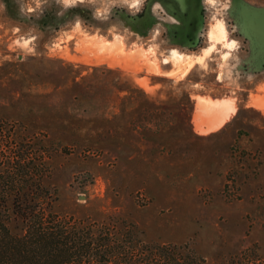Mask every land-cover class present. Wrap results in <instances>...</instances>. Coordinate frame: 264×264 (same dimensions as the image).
I'll return each instance as SVG.
<instances>
[{
    "label": "rangeland",
    "instance_id": "obj_1",
    "mask_svg": "<svg viewBox=\"0 0 264 264\" xmlns=\"http://www.w3.org/2000/svg\"><path fill=\"white\" fill-rule=\"evenodd\" d=\"M1 125L40 207L264 264V0H0Z\"/></svg>",
    "mask_w": 264,
    "mask_h": 264
},
{
    "label": "trees",
    "instance_id": "obj_2",
    "mask_svg": "<svg viewBox=\"0 0 264 264\" xmlns=\"http://www.w3.org/2000/svg\"><path fill=\"white\" fill-rule=\"evenodd\" d=\"M6 131L8 128L1 125L0 264L197 263L178 246L124 239L122 232L112 233L103 223L74 221L40 207V175L32 170L35 161L21 154L12 158L2 155ZM16 149L21 151L19 146ZM16 219L23 225L13 230L9 223Z\"/></svg>",
    "mask_w": 264,
    "mask_h": 264
},
{
    "label": "bare ground",
    "instance_id": "obj_3",
    "mask_svg": "<svg viewBox=\"0 0 264 264\" xmlns=\"http://www.w3.org/2000/svg\"><path fill=\"white\" fill-rule=\"evenodd\" d=\"M226 34H227V32H226V28H225L223 21L220 19H216L211 24V26L209 27V29L207 31V36H208V39L211 42V44L206 49L207 50L212 49L216 43H220V44L226 46L227 48H231L234 45L235 40L227 37ZM170 53L173 57H175L179 61L181 59H184V58H182V54L179 51H177L176 49H172L170 51Z\"/></svg>",
    "mask_w": 264,
    "mask_h": 264
}]
</instances>
